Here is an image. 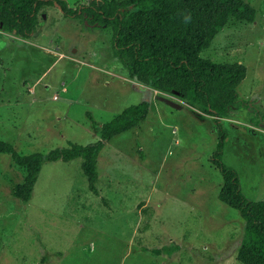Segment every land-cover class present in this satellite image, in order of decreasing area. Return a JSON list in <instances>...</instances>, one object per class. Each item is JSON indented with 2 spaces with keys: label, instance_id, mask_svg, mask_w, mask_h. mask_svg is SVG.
Returning a JSON list of instances; mask_svg holds the SVG:
<instances>
[{
  "label": "rangeland",
  "instance_id": "374dc122",
  "mask_svg": "<svg viewBox=\"0 0 264 264\" xmlns=\"http://www.w3.org/2000/svg\"><path fill=\"white\" fill-rule=\"evenodd\" d=\"M246 1L253 19L229 18L200 51L245 66L239 106L217 122L179 94L130 78L108 28L64 17L54 3L40 9L27 38L0 29V141L17 154L93 143L99 130L91 121L148 104L135 127L103 142L98 195L78 157L44 162L20 202L24 168L0 153V264H240L245 223L218 201L221 175L211 158L221 129V162L245 198L264 201V0Z\"/></svg>",
  "mask_w": 264,
  "mask_h": 264
},
{
  "label": "trees",
  "instance_id": "16d2710c",
  "mask_svg": "<svg viewBox=\"0 0 264 264\" xmlns=\"http://www.w3.org/2000/svg\"><path fill=\"white\" fill-rule=\"evenodd\" d=\"M53 3L64 17L82 18L88 25L108 28L115 57L137 82L179 94L216 122L239 106L236 87L245 76V66L235 61L214 62L202 57L200 51L209 46L229 18L253 19L254 9L246 0H88L75 7L61 0H0V29L27 38L36 31L40 9ZM189 15L191 19L185 22ZM147 107L143 100L100 125L91 121L93 127H98L99 139L85 145L69 143L44 154L20 155L11 144L0 141V153H8L13 163L25 171L15 196L20 202L30 199L44 162H67L78 157L88 190L98 195L95 163L103 142L135 127L145 118ZM223 138L218 129L217 150L211 163L221 175L218 201L236 210L245 223L236 259L240 264H264V201L249 200L241 193L235 171L219 158ZM170 248L162 251L170 254L177 246Z\"/></svg>",
  "mask_w": 264,
  "mask_h": 264
},
{
  "label": "clouds",
  "instance_id": "9594fccd",
  "mask_svg": "<svg viewBox=\"0 0 264 264\" xmlns=\"http://www.w3.org/2000/svg\"><path fill=\"white\" fill-rule=\"evenodd\" d=\"M184 19H185V22H188L191 19V17L189 15V16H186Z\"/></svg>",
  "mask_w": 264,
  "mask_h": 264
}]
</instances>
